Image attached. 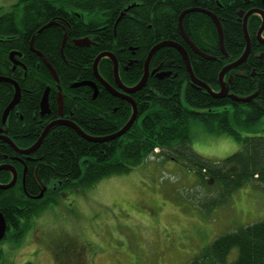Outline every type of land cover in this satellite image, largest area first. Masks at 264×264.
Wrapping results in <instances>:
<instances>
[{
	"label": "trees",
	"instance_id": "obj_1",
	"mask_svg": "<svg viewBox=\"0 0 264 264\" xmlns=\"http://www.w3.org/2000/svg\"><path fill=\"white\" fill-rule=\"evenodd\" d=\"M221 1L224 9L219 11L214 0H19L13 11L0 16V76L12 78L21 90L20 101L4 124L3 114L13 99L15 87L10 82H0V128L19 148L25 149L58 117V87L48 62L60 79L66 120L94 137L117 132L130 119L132 105L110 93L96 79L95 59L103 52L113 53L119 62L122 82L134 86L144 74L149 52L163 41L183 45L195 77L216 92L223 67L238 59L246 48L243 24L237 14L239 3ZM20 5L18 15L16 6ZM128 6L131 7L126 11ZM194 7L217 13L228 58L221 50L216 25L203 12L187 13L183 27L196 46L215 59L198 55L184 40L179 17L184 10ZM259 24L255 19L249 25V57L231 71L229 93L240 97L257 94L248 102L233 100L228 95L215 97L193 84L180 52L165 46L152 57L150 71L157 68L158 73L170 74L163 78L150 74L145 86L131 94L138 105V117L123 136L94 142L71 126L60 124L28 156L0 140V165L11 164L18 172L13 187L0 189V211L7 226L1 243L20 244L33 226L31 220L51 203H57L62 191H82L105 178L128 174L164 151L165 157L194 168L206 186L217 187L220 203L227 202L233 192L248 183L264 184V59L254 57L264 50L255 39ZM84 38L90 40L89 45L74 42ZM12 52L26 68L14 67ZM99 72L115 85L110 58L101 59ZM81 81H96L97 95L89 86L72 87ZM47 87L51 89V112L43 116L40 104ZM192 121L201 122L208 133L234 136L241 142V149L221 161L200 156L191 146ZM12 177V172L1 170L0 184H8ZM43 190L44 195L36 198ZM233 250L237 252L228 263ZM187 264H264V220L219 236Z\"/></svg>",
	"mask_w": 264,
	"mask_h": 264
},
{
	"label": "rangeland",
	"instance_id": "obj_2",
	"mask_svg": "<svg viewBox=\"0 0 264 264\" xmlns=\"http://www.w3.org/2000/svg\"><path fill=\"white\" fill-rule=\"evenodd\" d=\"M18 1L0 0V16ZM183 102L188 106L185 97ZM190 134L193 150L208 160L221 161L241 149L234 136L208 133L199 121H192ZM166 153L91 188L62 191L57 203L31 220L19 246L2 242L0 263L187 264L219 236L264 220L263 183H248L220 203L217 187L206 186L194 168ZM80 244L81 255L73 252ZM67 248L66 255L58 253Z\"/></svg>",
	"mask_w": 264,
	"mask_h": 264
},
{
	"label": "water",
	"instance_id": "obj_3",
	"mask_svg": "<svg viewBox=\"0 0 264 264\" xmlns=\"http://www.w3.org/2000/svg\"><path fill=\"white\" fill-rule=\"evenodd\" d=\"M130 7L131 6H128V8H126V11ZM190 12H203V13L207 14L212 19V21L214 22V24L216 25V28L218 30V34H219V38H220V46H221L222 52L224 54H226V51H225V48H224L223 30H222V25H221V22H220L219 18L213 12H210V11H208V10H206L204 8H200V7H194V8L186 9V10H184L181 13V15L179 17L180 33L183 36V38L186 41V43H188V45L191 47V49L194 52H196L198 55H200V56H202L204 58L215 59V57H212V56L204 53L202 50H200L196 46V44L192 41V39L185 32L184 27H183V18H184V16L187 13H190ZM251 13L252 12H250V13H248L246 15L244 23H243L244 32H245V38H246L245 51L243 52V54L241 55V57L238 60H236L235 62H233V63H231L229 65H227L220 72V75H219V84L221 86L220 92L213 91L208 84L198 80L195 77L194 72H193V68H192V64H191V61H190V58H189L188 51L186 50V48L183 45H181V44H179L177 42H174V41H163V42H160L159 44H157L156 46H154L151 49V51L149 52V55L147 57V60L145 62L144 74H143L141 80L134 86H126L122 82V80L120 78V73H119V62H118L116 56L113 53H111V52H103V53H101V54H99L97 56V58L95 59L94 64H93V72H94V75H95L96 79L110 93H112L113 95H115L117 97H120L122 99H125V100L129 101L130 104L132 105V115H131L130 119L127 121V123L120 130H118L117 132H115L113 134L107 135V136L94 137V136H90L89 134L84 132L76 123H74L72 121H69V120H66V119H59V120H55V121L51 122L50 124H48L45 127L43 133L41 134L40 138L32 146H30L28 148H25V149L19 148L13 142V140L11 138H9L8 136H6L3 133V129H1V128H0V140L8 143L18 153L23 154L25 156H28V155L32 154L36 149H38V147L42 144V142H43L44 138L46 137V135L48 134V132L54 126L60 125V124H65V125L71 126L83 138H86L87 140L94 141V142L110 141V140H114L116 138H119V137L123 136L124 134H126L130 130V128L132 127V125L134 124L135 120L138 117V105L133 100V98L131 97V94L141 90L145 86L146 81H147V79H148L150 74H155L156 73L157 76L160 77V78H163V77L168 76L170 74V72H162V73L159 72L158 73V69L157 68L154 69L152 72L150 71V63H151L152 57L154 56V54L160 48L165 47V46H172V47L176 48L180 52V54L182 55V57L184 59V62L186 64V68H187V71H188V73L190 75L191 82L193 84L205 88L209 93L213 94L215 97H224V96L228 95L233 100H237V101H241V102H248V101L254 99L257 94H253V95L248 96V97H240V96H237V95H234V94H230L229 93V88H228V83L230 82V79L228 80V82H224L225 74L230 69L235 68V67L239 66L240 64H242L247 59V57L249 56V54L251 52V42H250V37L248 35V29H247V18H248V16ZM52 24L53 23L48 24L45 27H47L49 25H52ZM45 27H43L40 31H42ZM261 32H262V30H260L259 33H258V39L261 42L264 43V40L260 39L261 38ZM65 42H66V36L64 37L63 47L65 45ZM74 42L77 45H81V46L90 44V40L88 38L77 39ZM34 51L37 52L38 55H40V56L43 55L41 52H39V51H37L35 49H34ZM15 54H16V52H12L10 54V59L12 60V62L14 64V67H16L17 65H23L26 68V66L22 62L18 61L15 58ZM104 57L110 58V60L113 63V75H114L115 85H112L111 83L106 81L102 77L100 72H99V62ZM46 65H47L51 75L53 76L55 82L57 83V87H58V90H59V95L58 96H59V101H60V104H61L59 110H60V112H62V110H63L62 105L64 103V96H63V94L61 92L62 87L60 85L59 76H58L56 70L53 68V66L50 63L46 62ZM3 81L4 82H10L15 87V93H14L13 99L11 100V102L9 103V105L7 106V108L5 109L4 114H3V123L5 124L7 122V118H8V115H9L10 111L13 110L15 108V106L20 101L21 90H20L18 82H16L12 78L6 77V76H0V82H3ZM78 86H90L91 88L94 89V96H96L97 93H98V86H97V83L95 81H81V82H76V83H74L72 85V87H78ZM50 91H51L50 87H47L46 90H45V93H44V95L42 97V100H41L40 108H41V115H43V116L45 114H48V113L51 112L50 105H49V94H50ZM1 170H8V171L12 172L13 177H12L11 182H9L8 184H0V189H9V188L13 187L16 184L17 180H18V172L15 169V167L13 165H11V164H1L0 165V171ZM25 175H26V167L24 169V178H23L24 182H25ZM43 195H44V190L36 198H41ZM6 229H7L6 220H5L4 215L2 214V212L0 211V241H2L3 238L5 237Z\"/></svg>",
	"mask_w": 264,
	"mask_h": 264
},
{
	"label": "flooded vegetation",
	"instance_id": "obj_4",
	"mask_svg": "<svg viewBox=\"0 0 264 264\" xmlns=\"http://www.w3.org/2000/svg\"><path fill=\"white\" fill-rule=\"evenodd\" d=\"M215 1V5H216V9L217 10H219V11H221V10H223L224 8H223V4L221 3L222 1L221 0H214ZM226 2L228 3H239V5H240V8H239V10H238V20L239 21H242V24L244 23V20H245V17H246V15L248 14V13H250V12H252L249 16H248V18H247V29L249 30V25H251L252 23H253V21H255V19H258L259 20V22H260V24H259V26H258V28H257V30H256V34H255V39H256V44L260 47V46H262V48H264V43L263 42H261L259 39H258V33H259V31L260 30H262V32H261V40H264V0H226ZM216 16H217V13L216 12H213ZM218 17V16H217ZM220 20V19H219ZM221 22V21H220ZM222 25V24H221ZM243 29H244V27H243ZM245 33V32H244ZM248 35H249V31H248ZM66 36V35H65ZM64 36V37H65ZM249 37H250V35H249ZM66 41H67V36H66ZM63 42H64V39H63ZM250 42H251V47H252V40H251V37H250ZM66 43V42H65ZM188 44V43H187ZM189 46V45H188ZM190 47V46H189ZM221 47V46H220ZM191 48V47H190ZM225 48V47H224ZM252 49V48H251ZM222 50V49H221ZM250 55V54H249ZM264 50L262 51V52H259V53H257L254 57L256 58V59H264ZM241 57V56H240ZM239 57V58H240ZM249 57V56H248ZM247 57V58H248ZM225 58H228V54L226 53L225 54ZM238 58V59H239ZM238 59H236V60H238ZM236 60H234V61H230L228 64H226L224 67H226L227 65H229V64H231V63H233V62H235ZM247 60V59H246ZM245 60V61H246ZM244 61V62H245ZM243 62V63H244ZM242 63V64H243ZM242 64H240V65H242ZM239 65V66H240ZM239 66H237V67H235V68H238ZM223 67V68H224ZM235 68H232V69H230L226 74H225V77H224V82H228V80L230 79V82L228 83V88H229V86H230V84L232 83V81H233V75L231 74V71L233 70V69H235ZM223 70V69H222ZM221 70V71H222ZM156 74V73H155ZM220 75V74H219ZM96 82V81H95ZM219 86H220V84H219ZM90 87V86H89ZM220 90H221V86H220V88H219V90H217L216 92H220ZM58 92H57V99H58V109H57V111H58V117L55 119V120H59V119H66L65 117H64V103H63V105H62V107H63V110H62V112H60V110H59V108H60V106H61V104H60V101H59V90H57ZM61 92H62V90H61ZM229 92H230V90H229ZM63 94V93H62ZM64 96V95H63ZM95 98V97H94ZM65 100V99H64ZM55 120H53V121H55ZM53 121H51V122H53ZM50 122V123H51ZM49 123V124H50ZM23 178H24V176H23ZM24 182V181H23ZM3 243H7V245H9V246H11L12 244H15V247L14 248H16V246H17V243H10L9 244V242H7V241H3ZM20 244L18 243V246H19ZM81 245V244H80ZM79 246V245H78ZM83 250H84V244H82L81 245V248H79L78 247V249H76V250H73V252H75L76 254H83ZM5 252V245H2V243H1V241H0V256L2 257V255H3V253ZM69 252V248H67V249H65V250H63V251H59L58 253L59 254H62V255H66L67 253ZM1 257H0V260H1ZM23 264H25V263H23Z\"/></svg>",
	"mask_w": 264,
	"mask_h": 264
},
{
	"label": "bare ground",
	"instance_id": "obj_5",
	"mask_svg": "<svg viewBox=\"0 0 264 264\" xmlns=\"http://www.w3.org/2000/svg\"><path fill=\"white\" fill-rule=\"evenodd\" d=\"M207 10V9H206ZM208 11H210V10H208ZM210 12H212V11H210ZM55 127V126H54Z\"/></svg>",
	"mask_w": 264,
	"mask_h": 264
}]
</instances>
